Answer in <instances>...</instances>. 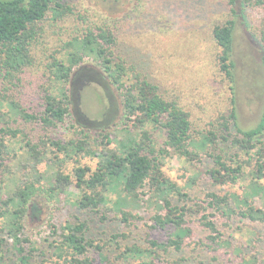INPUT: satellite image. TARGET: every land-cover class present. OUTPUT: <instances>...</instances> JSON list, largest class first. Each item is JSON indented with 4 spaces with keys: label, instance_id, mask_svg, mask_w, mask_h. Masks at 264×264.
Here are the masks:
<instances>
[{
    "label": "trees",
    "instance_id": "obj_1",
    "mask_svg": "<svg viewBox=\"0 0 264 264\" xmlns=\"http://www.w3.org/2000/svg\"><path fill=\"white\" fill-rule=\"evenodd\" d=\"M227 1L231 17L213 28V37L220 47L219 68L230 83L231 107L212 123L202 139L196 140L190 112L134 66L129 67L118 53L120 41L115 26L103 19L89 21L76 9V35L50 56L47 69L53 88L44 87L43 110L28 109L14 89L20 75L35 62L42 24L50 16L55 21L63 19L73 10L58 0H0V189L3 176L9 174L13 183L7 195L0 196V264H109L108 253L112 250L118 252L117 260L129 264H172L169 256L173 251H182L193 237L191 222L186 221L188 209L180 204L189 195L162 171L165 159L173 153L191 161L212 159V166L202 172V177L211 180L212 190L199 205L203 211L197 222L210 231V243L205 245L213 252V260L220 264H235V260L236 264H264L263 231L259 227L264 223V105L255 125H243L234 96L233 59L237 19H247L249 8L264 9V0ZM261 37L264 67V30ZM61 53L62 57L55 56ZM89 63L103 71L110 105L113 98L106 88L119 91L122 111L111 106L93 128L76 126L69 140L53 136L60 124L70 123L71 128L76 125L72 121L77 82L73 74L92 67ZM90 78L85 74L80 81L86 83ZM116 118L119 120L115 122ZM24 123L40 128L44 135L34 137L33 128H23ZM113 126H121L118 132L122 137L115 139L117 147L109 156L102 154L91 174L82 166L75 169L79 189L76 213L60 223L57 211L51 210L48 224L55 240L41 248L28 222L31 212L38 208L39 199L56 201L68 190L62 185L70 181L69 175L58 173L54 182L47 183L35 173L47 158L45 147L49 143L53 158L61 162L59 154H64L63 161L90 154L92 133L106 139L103 144L108 146ZM149 127L160 132L163 142L156 140V133ZM19 136L21 153L16 144ZM19 158L23 174L15 178L11 165ZM239 182L241 193L226 190L228 184ZM145 211L151 213L152 220L151 224L143 223L148 227L147 236H152L155 229L169 230L168 240H150L148 247L131 243L129 235L140 226ZM221 216L229 221L238 218L251 229L252 236L222 235L217 224ZM187 260L181 259L182 264Z\"/></svg>",
    "mask_w": 264,
    "mask_h": 264
},
{
    "label": "rangeland",
    "instance_id": "obj_2",
    "mask_svg": "<svg viewBox=\"0 0 264 264\" xmlns=\"http://www.w3.org/2000/svg\"><path fill=\"white\" fill-rule=\"evenodd\" d=\"M58 1L73 11L58 21L50 16L42 24L39 41L34 50L35 62L20 75L21 80L14 89V93L21 98L22 104L28 109L36 112L43 110L44 87L53 88L49 79L50 72L47 69L49 62L52 61L50 56L52 53L61 51L63 43L76 35L73 31L77 27L75 23L78 16L74 13L76 9L77 12L81 11L89 21L103 19L115 26L120 41L118 53L125 58L129 67L134 66L148 79L157 83L161 92L177 98L181 105L190 112L196 140L203 138L221 114L228 113L232 98L229 92L230 83L219 68L220 47L213 37V28L231 17L227 0ZM135 5L138 7L135 8ZM246 18L245 20L237 19L234 34V96L241 121L243 125L249 127L258 122L264 105V67L261 60L264 9L249 8ZM63 55L64 53L55 56L62 57ZM88 65L92 67L87 66L82 72L78 69L73 74V78H76L74 81L77 82L74 86L75 102L72 105V121L76 125L71 128L70 123L60 124L53 136L69 140L74 135L76 126L84 125L93 128V125L103 118L105 111L111 106L114 109L117 108L118 112L122 111L119 91L110 87L106 88L111 90L113 98V105H110L104 90L107 80L103 71L92 63ZM85 74L92 78L82 83L80 77ZM130 76L133 77V73H130ZM5 110H8L6 104ZM118 120L119 118H116L115 122ZM22 127L33 128L34 137L44 135L40 128L31 127V124L24 123ZM119 127L111 128V144L108 146L103 144L106 139L92 133V137L89 138L92 141L90 154L75 156L66 161H63L64 154H59L62 162L53 158L55 154L49 143L45 147L49 151L47 158L37 166L35 173L42 176L43 182L47 183L54 182L58 173L69 175L70 181L62 185L68 190L60 194L56 201L49 202L39 199L37 200L38 208L35 212H31L28 222L33 230L34 239L39 242L38 245L41 248L55 240L54 236H51L52 228L48 224L50 211H57L60 223L72 219L76 213L75 201L79 198V189L76 186L75 169L82 166L90 169V174L94 172L102 154L109 156L117 147L115 139L122 137V133L118 132L121 129H118ZM122 127L125 128L123 125ZM154 132L157 136L156 140L163 142L164 138L160 132ZM16 139L17 150H19L21 137ZM206 151H200V154H205ZM19 153H21L20 150ZM21 160L22 158H19L11 165L16 172L15 178L23 174L18 164ZM208 166H212L211 158L191 161L173 153L165 159L162 167L164 175L176 182L183 193L189 195L186 197L187 201H180V204L186 205L188 209L186 221L191 222L193 229V237L187 240L183 250L173 251L169 256L172 264H182L181 259L184 258L188 259L185 262L187 264H197L201 261L205 264H220L219 261L213 260V252L205 245V243H210L208 239L210 231L201 227L197 222L203 211L200 207L201 203L203 204L207 193L212 190L209 177L205 175L202 177L203 170H206ZM8 175L3 176L1 197L6 196V190L13 187ZM240 183L228 184L226 190L241 193ZM175 200L179 198L176 196ZM148 211L142 212L144 220L140 222L138 228H133V232L129 235L131 243H139L142 247L150 246V240H168L171 234L169 230L155 229L152 231V236L148 237V227L143 223H152L153 210L151 213ZM217 224L224 236L232 235L239 238L248 237L250 234L252 236L251 229L244 227V222H240L238 218L229 221L221 216L217 218ZM259 227L263 231L261 247L264 249V223ZM45 239H48V242H44ZM188 242H190L189 246ZM195 245L197 248L193 249ZM45 250L48 251L46 248ZM108 254L109 264H129L116 259L117 251L112 250ZM134 263L135 261L132 262ZM96 264L103 263L97 262Z\"/></svg>",
    "mask_w": 264,
    "mask_h": 264
}]
</instances>
